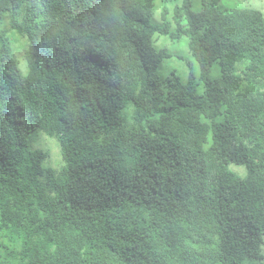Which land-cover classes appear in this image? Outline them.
Instances as JSON below:
<instances>
[{
	"label": "trees",
	"instance_id": "16d2710c",
	"mask_svg": "<svg viewBox=\"0 0 264 264\" xmlns=\"http://www.w3.org/2000/svg\"><path fill=\"white\" fill-rule=\"evenodd\" d=\"M0 264H264V14L0 0Z\"/></svg>",
	"mask_w": 264,
	"mask_h": 264
},
{
	"label": "rangeland",
	"instance_id": "374dc122",
	"mask_svg": "<svg viewBox=\"0 0 264 264\" xmlns=\"http://www.w3.org/2000/svg\"><path fill=\"white\" fill-rule=\"evenodd\" d=\"M221 5L224 8H233V7H244V8H252L261 11L264 14V0H221ZM160 3L156 2L157 13L160 9ZM199 7V0H193V9L197 10ZM182 44H173L167 41L166 47L171 50L172 58L165 61L163 63V71H169L171 69H175L178 73L186 74L188 72L189 66L188 63L192 61V58L187 54L186 48L181 46ZM21 46V45H20ZM23 48V46H21ZM23 50V49H22ZM21 48L17 52V57L20 58L22 53ZM212 79L219 77V71L217 69H213L211 72ZM35 147H38L42 150L47 151L48 157L44 161L46 165H51L53 168H56L57 165L54 163L60 160L59 148L55 140L49 139L45 136H40ZM233 170H237V168L231 166ZM240 169V168H238Z\"/></svg>",
	"mask_w": 264,
	"mask_h": 264
},
{
	"label": "bare ground",
	"instance_id": "6f19581e",
	"mask_svg": "<svg viewBox=\"0 0 264 264\" xmlns=\"http://www.w3.org/2000/svg\"><path fill=\"white\" fill-rule=\"evenodd\" d=\"M59 43V42H58ZM38 46V45H37Z\"/></svg>",
	"mask_w": 264,
	"mask_h": 264
}]
</instances>
